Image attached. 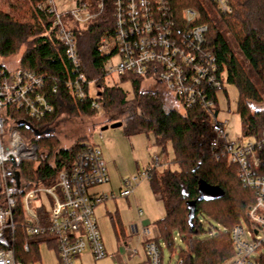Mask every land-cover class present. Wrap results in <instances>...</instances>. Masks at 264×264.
<instances>
[{
  "label": "trees",
  "instance_id": "trees-1",
  "mask_svg": "<svg viewBox=\"0 0 264 264\" xmlns=\"http://www.w3.org/2000/svg\"><path fill=\"white\" fill-rule=\"evenodd\" d=\"M225 2L229 13L220 15L219 20L247 62L248 76L231 54L229 44L209 21L202 18L189 26L182 22L183 11L199 10L195 0H167V9L175 27L181 31L200 25L207 27L201 52L214 59L213 77L219 79L222 87L228 84L237 91L236 113L243 136L240 140L259 142L264 136V109L252 108L261 103L252 84L264 93V0ZM42 4L43 0H0V85L4 81L10 82L11 75L18 71L34 74L42 81L37 94L52 109V113L44 114L37 121L30 118L27 108L18 109L8 103L2 115L4 139L16 132L23 143L38 148L37 161L22 163L16 171L18 183L9 181L7 184L19 190L14 198L17 205L12 210L14 233L10 245L15 262L40 264L42 248L56 256V241L50 233L42 237L27 234L19 201L31 188L54 186L58 171H69L80 151L87 148L77 143L63 148L59 138L52 134L51 129L64 109L74 118L92 120L101 115L114 123L118 122L119 115L126 137L152 136L154 147L165 155L171 148L173 159L169 168L176 167L175 171L169 168L159 170L153 164L146 172L151 193L164 200L165 214L154 223L156 237L143 241V244H154L161 260L164 250L175 254L176 264L233 262L232 233L237 227L247 225L248 201L254 191L242 183L236 165L213 158L214 153L210 150L213 135L203 108L199 105L183 107L172 98L182 113L168 111L160 94L152 89L161 85H147L145 78L125 75L118 77L117 84L108 83L111 77L104 71L106 58L100 55L98 46L102 38H109L115 32L111 12L103 23L92 21L86 30L67 24L66 18L60 20L62 29H67L76 41L80 67H75L58 39L59 29L54 25L53 17L46 10L36 8ZM151 74H154L153 69ZM80 76L92 83V90H95L82 102L75 100L67 90V84L78 81ZM125 85L130 86V95L121 88ZM202 90L205 101L212 102L215 107L217 96L207 82ZM92 104L99 109H93ZM213 112L217 117L218 111ZM24 123L29 124L35 134L17 127ZM261 157L264 163V149ZM259 177L264 178V166ZM3 200L4 193L0 192V207ZM39 215L45 225V213L40 210ZM25 246L28 253L23 251ZM0 250H8L1 241ZM254 264H264V248Z\"/></svg>",
  "mask_w": 264,
  "mask_h": 264
},
{
  "label": "built area",
  "instance_id": "built-area-1",
  "mask_svg": "<svg viewBox=\"0 0 264 264\" xmlns=\"http://www.w3.org/2000/svg\"><path fill=\"white\" fill-rule=\"evenodd\" d=\"M29 2L30 0H25ZM199 10H185L181 20L189 26L202 18L222 35L229 44L231 54L238 62L245 76L249 67L245 59L233 45L226 26L219 20L220 15L229 13L225 0H195ZM69 3V4H68ZM66 9L58 7L54 0H43L37 9L46 10L57 26V36L66 48V57L75 67H80L75 38L67 29H62L60 20L66 18L67 24L79 30H86L92 21L103 23L111 12L115 20V32L109 38H102L98 50L106 58L104 71L112 78L132 75L145 78L147 84L157 83L183 107L199 105L207 118L213 138L210 150L215 161H225L240 169L242 183L254 191L248 201L247 225L237 227L232 233L235 259L229 264H254L259 252L264 248V178H260L264 163L261 151L264 149V136L259 142H228L223 125L217 122L212 102L205 101L203 86L207 84L214 95L222 89V84L213 77L214 59L203 54L207 27L200 25L176 28L167 9V0H69ZM203 55V56H202ZM114 61L118 64L112 65ZM153 69L154 74H151ZM11 81L0 85V183L5 199L0 207V241L8 250H0V264H15L11 238L14 233L12 210L17 205L14 199L16 187H8L15 181L16 171L24 162L37 161V147L24 145L16 132L5 139L2 115L10 103L25 107L31 119L39 121L44 114L52 113L44 99L37 94L42 81L34 74L18 71L11 75ZM253 83V81H250ZM260 104L264 109V93L254 83ZM93 84L83 76L74 83L67 84L68 92L75 100L82 102L90 94ZM34 94V96H33ZM204 99V100H202ZM92 108L98 110L96 104ZM156 163L158 161L156 160ZM147 173L124 183L119 198H129L135 187L148 182ZM110 183L103 156L98 148L87 147L78 154L69 171L59 170L54 186H37L24 193L19 201L20 212L27 234L42 237L50 233L56 241V264H77L85 253H90L95 261L106 258V251L97 229L95 209L109 200L106 195L91 196L90 192ZM112 198V196H110ZM45 213L46 221L40 218L39 211ZM141 213H138L139 218ZM137 233V228H134ZM143 241L156 237L146 227L139 231ZM146 256L144 264H161L159 249L152 243L143 244ZM28 253V247L23 248ZM136 256V253H133Z\"/></svg>",
  "mask_w": 264,
  "mask_h": 264
},
{
  "label": "rangeland",
  "instance_id": "rangeland-1",
  "mask_svg": "<svg viewBox=\"0 0 264 264\" xmlns=\"http://www.w3.org/2000/svg\"><path fill=\"white\" fill-rule=\"evenodd\" d=\"M54 1L57 3V6L62 7V9L68 7L65 3L69 0ZM11 63L14 64L15 61L11 60ZM117 64V61L112 63L114 67H116ZM117 82L118 78L116 76H113L108 81L109 84H117ZM121 88L130 95L131 91L129 85L122 86ZM154 88L160 94L162 103L168 111L182 113L180 106L172 100L171 95L164 87L155 86L152 89ZM94 91L95 90L91 89L90 94H93ZM216 96L218 102L217 105L213 107V111H218L217 122L223 125L226 140L228 142L252 141L251 139L240 140L243 136L240 119L236 113L238 99L236 89L228 84H223L222 89L216 93ZM252 108L253 110L263 109L261 104L253 105ZM101 117L100 115L92 120L74 118L64 109L51 129L52 134H55V136L59 138L63 148H70L76 143L81 146L98 148L102 153L109 176L110 183L108 185L100 186L90 192V194L94 192L98 194V196L106 195L109 197V200L98 206L94 213L99 235L102 237L101 240L104 241L103 243L106 247V258L95 261L91 257L89 258L84 255L82 256V258L84 257L82 262H78V264H142L143 262L141 259L144 252L141 241H143V238L141 236H132L130 226H138L139 229L146 227L154 234V225L146 226L144 223L139 225V223H137L138 214L135 211L132 215H129L127 203L126 201L122 202L124 199L119 198V193L124 189V183L126 181H132L145 174L153 164L158 167L159 170L169 168V163L173 159L172 151L169 147L167 149V155L162 154L159 149L154 147V139L152 136L126 137L122 127L111 129V126L114 124L120 123L119 120L121 116L119 115L117 116L118 122L115 123L110 120V118ZM104 128H107V130L102 131ZM23 144L27 145L25 143ZM157 159L159 160V164L156 163ZM169 169L175 171L176 167H171ZM148 185L149 183L145 182V186ZM1 190L2 185L0 183V192ZM112 195H114L115 199L110 198ZM153 197L159 200L160 205L164 209L163 198L155 195ZM116 210L120 211L124 220L131 224L130 226L127 224L124 226L120 224L117 220ZM150 211H152V209H150ZM205 228H208V226L205 225ZM133 252H137L139 257L133 259ZM41 254L42 259L40 264H55V254L48 251L46 248L41 249ZM12 256L14 263L17 264L14 260L13 253ZM176 259L175 254H170L165 250L163 251L162 264H176Z\"/></svg>",
  "mask_w": 264,
  "mask_h": 264
},
{
  "label": "crops",
  "instance_id": "crops-1",
  "mask_svg": "<svg viewBox=\"0 0 264 264\" xmlns=\"http://www.w3.org/2000/svg\"><path fill=\"white\" fill-rule=\"evenodd\" d=\"M157 161L159 164L158 159H157ZM90 195L91 196H98V194H96L94 192H93V194H90ZM153 196L154 195L151 193L149 185L145 186V182H142L135 187L133 194L129 198L122 200V202L126 201V203H127V210H128L129 215H132L135 211L137 214L139 212L142 214L140 218L137 215V217H138L137 223H139V225L141 223L146 224V226L154 225L155 222L161 220L164 217V214H165L164 209L160 205L159 200L155 199ZM113 197H114V195H112L111 199H115V197L114 198ZM108 206H110V205H108ZM150 209H152V211H150ZM94 213H95V211H94ZM116 216H117V220L120 222L121 225H123V226L125 224H127L129 226L131 225L130 223H128L127 221L124 220L123 215L120 213L119 210H116ZM132 221H133V218H132ZM134 228H137V233H136V231H134ZM139 231H140V229L138 228V226H132V225L130 226V232H131L132 236H140ZM103 242L104 241H102V243ZM143 243L144 242L141 241V245ZM104 245L105 244L103 243V246ZM104 248H106V247L104 246ZM109 248H110V245H109ZM142 248H143V246H142ZM105 251H106V249H105ZM143 252H144V249H143ZM135 253H136V256H134L132 254L133 259L139 257V254L137 252H135ZM84 255L88 256L89 258L90 257L92 258V256L88 252L83 254L82 256H84ZM82 256H81V258H82ZM54 258H55V256H54ZM81 258H79V260L77 261V264H78V262H82L84 257L82 259ZM41 259H42V254H41ZM141 260L143 262L142 264H144L146 261L145 252L142 255ZM54 262L56 264V258H55Z\"/></svg>",
  "mask_w": 264,
  "mask_h": 264
},
{
  "label": "water",
  "instance_id": "water-1",
  "mask_svg": "<svg viewBox=\"0 0 264 264\" xmlns=\"http://www.w3.org/2000/svg\"><path fill=\"white\" fill-rule=\"evenodd\" d=\"M17 127L19 129H25V130L30 131L33 134H35V131L31 128V126L29 124L24 123V124L18 125ZM121 127H122V124L118 123V124H114L113 126H111V129H118V128H121ZM106 130H107V128L102 129V131H106ZM15 181H16V183H18V181H19V175L17 173H16V176H15ZM202 194H205V192L202 191Z\"/></svg>",
  "mask_w": 264,
  "mask_h": 264
}]
</instances>
